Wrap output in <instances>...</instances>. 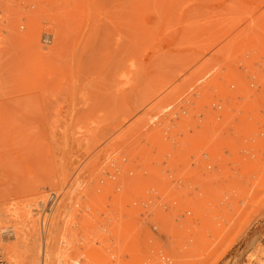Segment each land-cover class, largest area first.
<instances>
[{"label":"rangeland","instance_id":"obj_1","mask_svg":"<svg viewBox=\"0 0 264 264\" xmlns=\"http://www.w3.org/2000/svg\"><path fill=\"white\" fill-rule=\"evenodd\" d=\"M261 13L264 14V0H0V219H7L11 214L8 217L6 214L12 211L21 215L30 213L38 232L36 264H40L44 254L47 257L48 248L52 264L262 263L264 123L254 131L253 126L240 129L235 117L237 108L240 112L244 110L243 106L251 104L253 97L255 112L264 113ZM252 25L256 28L251 30ZM255 32L261 35L260 40ZM249 34L253 37H248ZM44 35L49 37L46 42ZM256 44L262 49L256 48ZM197 54V61L185 68ZM117 67L123 68L118 71ZM211 75H216V81L213 89L207 91L214 92H209L212 95L206 92L204 96L206 90L201 87H205ZM215 82L222 84H217V88ZM163 85L150 101H142L146 93ZM220 88L225 89L223 94L227 96L220 98L222 94L216 92ZM173 89L176 90L170 94ZM237 96L240 100H234ZM163 98L167 100L162 101ZM195 98L203 100L197 99V103ZM226 98L236 102L235 111V106L229 107L234 103L226 102ZM239 103L244 105L241 107ZM221 105H228L233 112L226 110V114H221ZM168 124L173 129L169 130ZM156 129L168 133L161 142L158 141L161 136L158 140L149 136ZM196 133L203 134L198 137ZM251 134L260 136L256 144L249 138ZM148 138L152 142L155 139L159 147L154 152L149 143L154 153L144 156L140 149L151 150L146 145ZM195 140L202 142L196 141L197 156L205 157L199 148L213 145L220 156L223 152L224 159L228 158L227 163L223 158L221 162L195 158L196 153L188 149L194 147ZM184 142L192 143L184 146L188 154L182 147ZM1 147L7 153H2ZM182 168L183 172H177ZM109 179H114L113 183ZM243 189L247 190L245 196ZM51 193L56 200L45 215L47 224L42 231L40 200L45 203ZM252 196L254 201L248 200ZM238 197L248 200L246 213L239 211L243 207L233 208ZM161 201H166L165 207ZM28 203L29 208L26 206L22 211V205ZM158 204L164 208V222L160 223V218L158 223L164 224L165 232L162 233L160 225L151 224L148 230L154 236L147 230L150 239L144 235L146 231L143 234L141 225L144 216L153 217L156 207L161 209ZM13 206L19 209H10ZM229 212L234 218L231 215L232 220L224 223ZM133 215L138 222L132 219ZM130 221L135 229L127 227L135 231L134 235L131 231L127 234L132 238L127 239L129 236L123 233L122 237L118 235L123 224ZM214 227L220 229L219 233L211 241H204L207 231ZM133 238L139 244L136 245L140 253L136 254L140 257L130 255L133 250L122 249L124 244L128 248L129 243L135 248ZM120 239L126 242L122 244ZM5 245L0 241L4 257L12 261L7 257Z\"/></svg>","mask_w":264,"mask_h":264},{"label":"bare ground","instance_id":"obj_2","mask_svg":"<svg viewBox=\"0 0 264 264\" xmlns=\"http://www.w3.org/2000/svg\"><path fill=\"white\" fill-rule=\"evenodd\" d=\"M250 12H252V11H250ZM246 13H247V12H245L244 14H245L246 16H248V14H246ZM249 14H250V13H249ZM261 15H262L261 18H260V16H259V19H260V20H261V19H264V14L261 13ZM257 19H258V18H257ZM257 19H255V20H257ZM242 20H243V19H242ZM260 20H259V21H260ZM253 22H255V21H253ZM256 22H258V20H257ZM260 22H261V21H260ZM258 23H259V22H258ZM251 24H253V23H251ZM251 24H250V26H251ZM259 24H260V27H261V26H262L261 23H259ZM253 25L255 26L256 23H254ZM253 25H252L253 28L251 27V30L254 29V28H256V27H254ZM257 26H258V28H259V25H258V24H257ZM232 27H233V26H232ZM248 27H249V26H248ZM229 29H230V28H229ZM262 29H264V27H262ZM262 29H261V30H262ZM231 30H232V29H231ZM258 30H259V29H258ZM227 31H228V30H227ZM229 32H230V31H228V33H229ZM252 32H254V31H252ZM258 32H259V31H258ZM221 33H222V31H221ZM256 34H257V33L255 32V35H256ZM252 35H254V34L252 33ZM252 35L249 34L248 37H250V36H252ZM258 35H259V34H258ZM258 35H256V36H258ZM240 36H242V35H240ZM260 36H261V35H260ZM260 36H258V37H259V40L261 39ZM43 37H44L43 40H44L45 42H46V41L48 40V38H49L48 35H46L47 38H45V35H44ZM252 37H253V36H252ZM261 37L264 38V35H262ZM237 39H238V38H237ZM242 39H244V37H243ZM246 39L249 40L250 38H247V37H246ZM246 39H245V40H246ZM215 40H216V38H215ZM238 40H239L240 42L243 41V40H242V41L240 40V37H239ZM239 41H238L237 44L235 43V46L239 44ZM250 41H251V40H250ZM260 41H264V39H262V40H260ZM231 42H233V41H231ZM236 42H237V41H236ZM247 42H249V41H246V44H247ZM251 42H253V41H251ZM251 42H250V43H251ZM258 42H259V41H258ZM229 43H230V42H229ZM244 43H245V41H244ZM244 43H243V44H244ZM250 43H248V46H250ZM261 43L264 44V42H261ZM210 44H212V43H210ZM210 44H209V46H210ZM227 44H228V43H227ZM227 44H226V45H227ZM230 44H231V43H230ZM230 44L228 45V46H230L229 48L233 49V48H232V45H230ZM232 44H233V43H232ZM240 44H242V43H240ZM246 44H245V46H247ZM252 44H254V43H252ZM257 44H258V43H257ZM257 44H256V48H260V50H261L262 48H261V47H257ZM226 45H225V47H226ZM254 45H255V44H254ZM254 45H253V46H254ZM259 45H261V44H259ZM242 46H243V45H242ZM248 46H247V47H248ZM253 46H252V47H253ZM233 47H234V46H233ZM237 47H238V46H237ZM254 47H255V46H254ZM206 48H207V47H206ZM223 48H224V47H223ZM223 48H222V49H223ZM227 48H228V47H227ZM242 48H243V47H241V45H240V49H241V50H242ZM250 48H251V46H250ZM243 49H244V48H243ZM251 49H254V48H251ZM250 51H252V50H250ZM249 53H250V52H249ZM257 53H258V52H257ZM257 53H256V54H257ZM200 54H202V53H200ZM200 54H199V55H200ZM259 54H260V53H259ZM259 54H258V55H259ZM258 55H257V57H258ZM260 55H261V54H260ZM253 56H254V55H253ZM198 57H199V56H198V54H197V55L195 56V58H193L192 60H190V61L188 62L189 64L186 65L187 67H186V66H184V67H185V68H188V65H192V64H190V63H191V62L193 63V62L197 61ZM261 57H264V54H262ZM261 59H262V58H261ZM184 65H185V64H184ZM120 68H123V67H117L116 70L118 69V71H119ZM185 68H183V69H185ZM181 69H182V68H181ZM220 70H221V69H220ZM225 70H226V69H225ZM213 71H214V70H213ZM182 72H183V70H182ZM212 73H213V72H212ZM212 73H211V74H212ZM215 73H216V72H215ZM218 73H220V72H218ZM216 74H217V73H216ZM221 74H222V73H221ZM208 76H209V75H208ZM211 76H212V75H211ZM214 76H216V75H214ZM214 76H212L211 78L209 77L210 80H207V82L204 84L205 87H201V86H200L201 88H205V90H206V91H204L205 93H203L204 96H205L206 92H208V93H209V92H210V93L214 92V91H207V89H211V88H212L214 80L216 81V79L214 78ZM218 76H220V75L218 74ZM172 78H173V77H172ZM172 78H171V79H172ZM206 78H207V77H206ZM206 78H205V79H206ZM222 78H223V77H222ZM224 78H225V77H224ZM168 79H169V77H168ZM168 79H167V83L170 84V81H168ZM218 79H219V78L217 77V80H218ZM203 80H204V79H203ZM228 80H229V79H228ZM219 81H220V80H219ZM223 81L225 82L226 80H223ZM163 82H164V81H163ZM217 82H218V81H217ZM225 83H227V82H225ZM160 84H161V83H160ZM165 84H166V83H164V85H165ZM210 84H211V85H210ZM215 84H216V82H215ZM215 84H214V85H215ZM217 84L219 85V84H222V83H217ZM217 84H216V85H217ZM228 84H229V83H228ZM161 85H162V84H161ZM164 85H163L162 87H160L159 89H157V90H151V91L148 92V94L146 93V96L144 97V100H142V101H145V100H147V99L149 100V98H153L152 96L155 95L156 92L160 91V89L162 90V88H164ZM197 85H198V84H195L194 87H197ZM206 85H208V88H207ZM209 85H210V86H209ZM216 85H215V87L218 86V85H217V86H216ZM226 85H227V84H226ZM232 85H233V83H232ZM232 85H231V86H232ZM200 87H199V88H200ZM210 87H211V88H210ZM215 87H214V88H215ZM220 87H221V86H220ZM223 87H224V86H223ZM199 88H198V89H199ZM217 88H219V86H218ZM217 88H215V89H217ZM224 88H225V87H224ZM224 88H222V90H221V88H220L219 90L216 91L217 94H220V93L222 94V95L220 96V98H221V97L223 98V96H227V95H224V94H223V93H224V90L226 89V88H225V89H224ZM155 89H156V88H155ZM176 89H177V87H176ZM176 89H173V90L170 92V94L173 93V91H175ZM193 89H194V88H193ZM212 89H213V88H212ZM212 89H211V90H212ZM229 89H231V88H229ZM199 90H201V89H199ZM202 90H203V89H202ZM195 91H196V90H194V92H195ZM220 91H221V92H220ZM218 92H219V93H218ZM158 93H159V92H158ZM180 93L182 94V92H180ZM198 93H199V92H197V94H198ZM210 93H209V94H210ZM227 93H228V92H227ZM261 93H262V92H261ZM200 94H201V96H202V93H201V92H200ZM217 94H216V95H217ZM238 94H239V93H238ZM258 94H259V93H258ZM262 94H264V93H262ZM156 95H157V93H156ZM156 95H155V96H156ZM178 95H179V93H178ZM178 95H177V96H178ZM192 95H193V94H192ZM192 95H191V96H192ZM210 95H212V94H210ZM213 95H214V93H213ZM236 95H237V92H236ZM239 95H240V94H239ZM172 96L174 97V96H176V95H172ZM185 96H186V95H185ZM191 96H190V97H191ZM199 96H200V95H199ZM218 96H219V95H218ZM233 96H234V95H233ZM240 96H241V95H240ZM165 97H166V96H165ZM167 97H168V96H167ZM167 97H166V98H167ZM180 97H181V96H180ZM183 97H184V96H182V98H183ZM190 97H189V98H190ZM202 97H203V96H202ZM212 97H213V96H212ZM214 97H216V96L214 95ZM237 97H239V96H237ZM241 97H243V96H241ZM257 97H259V96H257ZM166 98H165V99H166ZM170 98H171V97H170ZM182 98H181V99H182ZM231 98H232V97H231ZM231 98H230V99H231ZM234 98H236V97H234ZM243 98H245V97H243ZM253 98L255 99V97H253ZM165 99H164V98H163V100L160 99V101H161V100L164 101ZM171 99H172V98H171ZM171 99H169V101H170ZM183 99H184V98H183ZM190 99H191V98H190ZM190 99H189V100H190ZM197 99H201V98H197ZM197 99L195 98V101H196V102L198 101ZM203 99H204V97H203ZM203 99H201V100H203ZM210 99H211V98H210ZM216 99H217V97H216ZM226 99H227V98H226ZM230 99H229V100L227 99L226 102H233V103H234V101H233V100H230ZM237 99L240 100V97H239V98H236V99H234V100H237ZM251 99H252V98H251ZM254 99H253V100H254ZM166 100H167V99H166ZM204 100H205V99H204ZM212 100H213V99H212ZM218 100H219V98H218ZM224 100H225V99H224ZM242 100H244V99H242ZM246 100H247V99H246ZM248 100H249V99H248ZM248 100H247V102H249ZM253 100L251 101V104H250V102H249V104L246 105V106H248V109H247L246 106H243L245 109L242 110V111H244V112H242V111L240 112V110H239L240 108H237L238 110H236V111H238V112H237L238 114L235 112V117H236V119H237L236 122H237V125L240 127V129H246V128L249 127V126H253L252 129H251V131H254L258 126H260L262 123H264V113H261L262 111L259 112V113H261V114H259L258 112H255L256 107H255V104H254V101H253ZM149 101H150V100H149ZM149 101H148V102H149ZM160 101H159L158 103H160ZM162 101H161V103H162V105H164ZM180 101H181V100H180ZM184 101H185V100H184ZM199 101H200V100H199ZM205 101H206V100H205ZM208 101H210V100L208 99ZM216 101H217V100H216ZM221 101H222V99H221ZM257 101H258V100H257ZM257 101H256V102H257ZM178 102H179V100H178ZM178 102H177V103H178ZM182 102H183V101H182ZM185 102H186V101H185ZM185 102H184L183 104H185ZM193 102H194V101H193ZM200 102H202V101H200ZM200 102H199V103H200ZM206 102H207V101H206ZM210 102H211V101H210ZM259 102H260V105H261V104H262L261 101H259ZM259 102H257V104H258ZM140 103H141V102H140ZM180 103H181V102H180ZM187 103H188V102H187ZM189 103H190V102H189ZM197 103H198V102H197ZM207 103H208V102H207ZM207 103H206V104H207ZM235 103H236V102H235ZM235 103H234V104H230L229 107H231V105H232L231 108L233 109V106H235ZM181 104H182V103H181ZM203 104H204V102H203ZM217 104H218V103H217ZM219 104H220V103H219ZM221 104H222V103H221ZM226 104H228V103H226ZM237 104H238V101H237ZM239 104H240V106H241L242 103H239ZM245 104H246V103H245ZM155 105H157V103H156ZM155 105H154V106H155ZM193 105H194V104H193ZM201 105H202V104H201ZM242 105H244V104H242ZM135 106H137V105L135 104ZM157 106H158V105H157ZM188 106H190V105H188ZM216 106H218V105H216ZM240 106H239V107H240ZM256 106H257V105H256ZM151 107H153V106H151ZM151 107H150V108H151ZM161 107H162V106H160L159 109H160ZM182 107H183V106H182ZM209 107H210V106H209ZM223 107H224V109H223ZM229 107H228V105H227V107H225V105H224V106L221 105V107H220L221 110L219 109V110H220L219 112H222L221 114H223L224 112L227 113L226 110H228L229 113H230V112H231V108H229ZM241 107H242V106H241ZM260 107H261V106H260ZM157 108H158V107H157ZM157 108H156V110H157ZM186 108H187V107H186ZM235 108H236V106L234 107V111H235ZM254 108H255V109H254ZM257 108H259V105H258ZM262 108H264V106H262ZM125 109H127V108H124V111H127V110H128V109H127V110H125ZM148 109H149V108H148ZM152 109H153V108H152ZM154 109H155V108H154ZM159 109H158V110H159ZM165 109H166V108H165ZM167 109H168V107H167ZM216 109H218V107H217ZM260 109H261V108H260ZM260 109H259V110H260ZM161 110H163V109H161ZM119 111L122 112L121 109H120ZM119 111L116 112V113L119 114ZM168 111H169V110H168ZM204 111H205V110H204ZM154 112H155V111H154ZM158 112H159V111H158ZM232 112H233V110H232ZM232 112H231V113H232ZM123 113H124V112H123ZM226 113H224V114H226ZM231 113H230V114H231ZM239 113L241 114V116H240ZM257 113H258V114H257ZM149 114H150V113H149ZM149 114H148V115H149ZM151 114H152V113H151ZM166 114H168V112H167ZM113 115L116 116L115 113H114ZM120 115H121V114H120ZM122 115H123V114H122ZM125 115H127V113H126ZM145 115H146V114H145ZM160 115H161V114H160ZM143 116H144V115H143ZM155 116H156V115H155ZM226 116H227V115H226ZM232 116H233V115H232ZM238 116L241 117V118H239ZM110 117H111V116H110ZM118 117H119V116H117V118H118ZM149 117H150V115H149ZM152 117H153V115H152ZM160 117H161V116H160ZM106 118H108V117H106ZM153 118H155V117H153ZM233 118H234V117H233ZM238 118H239V119H238ZM150 119H151V118H150ZM144 120H146V119H144ZM144 120H143V121H144ZM148 120H149V119H148ZM159 120H160V118H159ZM171 120H172V119H171ZM138 121H139V120H138ZM154 121H156V120H154ZM163 121H166L165 118H164ZM163 121H161V122H163ZM149 122H150V120H149ZM151 122H152V121H151ZM45 123H46V122H45ZM118 123L120 124V121H119ZM134 123H135V122H134ZM163 123H164V122H163ZM165 123H166V122H165ZM146 124H147V123H146ZM174 124H175V123H174ZM174 124H173V125H174ZM150 125H151V123H150ZM153 125H154V124H153ZM161 125H162V124H161ZM168 125H169V124H168ZM131 126H132V125H131ZM146 126H147V125H146ZM158 126H159V125H158ZM262 126H264V125H262ZM50 127H51V126H50ZM52 127H54V126H52ZM143 127H144V126H143ZM152 127H153V126H152ZM155 127H157V126H155ZM155 127H154V129H155ZM159 127H160V126H159ZM162 127H163V126H162ZM164 127H165V126H164ZM171 127H172V125H171ZM147 128H148V127H147ZM157 128H158V127H157ZM168 128H170V125H169ZM176 128H177V127H176ZM176 128H175V129H176ZM258 128H259V127H258ZM54 129H55V128H54ZM132 129H134V128H132ZM158 129H159V128H158ZM158 129L155 130V133H157L156 135L160 134V132H161L162 134L156 136L155 133L152 131L153 134H152V132H151L150 135H149V134H148V135H149V136H152V139H153V137H154V138H155V137H156V138L159 137V139H160V136H161L162 139L158 140V138H157V140L161 142L162 140H164V137H166L165 135H168V133L166 134L167 131H166V132H165V131L157 132V131L160 130V129H159V130H158ZM161 129H162V128H161ZM171 129H173V128H170L169 130H171ZM177 129H179V128H177ZM183 129H184V126H183ZM141 130H142V128H141ZM143 130H144V129H143ZM143 130H142V131H143ZM145 130H146V129H145ZM149 130H150V129H149ZM163 130H166V129L163 128ZM169 130H168V132H169ZM136 131H137V130H136ZM150 131H151V130H150ZM179 131H180V130H179ZM54 132H55V131H54ZM56 132H59V131H56ZM91 132H92V131H91ZM113 132H114V131H113ZM126 132H127V130H126ZM137 132H138V131H137ZM164 132H165V133H164ZM173 132H174V130H173ZM50 133H51V132H50ZM139 133H140V132H139ZM189 133H190V132H189ZM51 134H52V133H51ZM57 134H58V133H57ZM74 134H75V133H74ZM74 134L72 133L73 136H75ZM77 134H78V133H77ZM79 134H80V133H79ZM82 134H83V133H82ZM140 134H141V133H140ZM164 134H165V135H164ZM169 134H170V133H169ZM176 134H177V133H176ZM196 134H197V133H196ZM201 134H203V133H199V134H197V136L200 137ZM248 134H249V133H248ZM248 134H247V135H248ZM261 134L264 135V133H261ZM69 135H70V134H69ZM85 135H86V134H85ZM85 135H84V136H85ZM102 135H103V134H102ZM124 135H125V134H124ZM128 135H129V134H128ZM130 135H132V132H131ZM137 135H138V133H137ZM145 135H146V134H145ZM145 135H143V136H145ZM173 135H174V133H173ZM55 136H56V135H55ZM59 136H60V134H59ZM59 136H58V137H59ZM140 136H141V135H140ZM171 136H172V135H171ZM176 136H177V135H176ZM253 136H256V137H253ZM253 136H252V134H251L249 138H250V139L252 138V139L254 140L255 144H256V142H257L256 140H258L260 136L257 135V134H256V135H253ZM86 137H87V136H86ZM93 137H94V136H93ZM93 137H92V139H93ZM96 137H97V136H96ZM134 137H135V136H134ZM137 137H138V136H137ZM137 137H136V139H137ZM174 137H175V136H174ZM222 137H223V136H222ZM47 138H48V137H47ZM51 138H52V137H51ZM73 138H74V137H73ZM124 138H125V137H124ZM126 138H127V137H126ZM126 138H125V139H126ZM150 138H151V137H150ZM150 138L147 139L149 142H148V143L146 142V145H147V147H148L149 149L151 148V146H152V147L154 146V147H153V148H154V152H156L155 147H159V146H158V145H155V139H154V142H152V141L149 140ZM76 139H77V138H76ZM81 139H82V138H81ZM83 139H84V138H83ZM128 139H129V138H128ZM138 139H140V138H138ZM138 139H137V140H138ZM143 139H144V138H143ZM143 139H142V140H143ZM166 139H168V138H165V140H166ZM199 139H201V138H199ZM55 140H56V139L54 138V141H55ZM57 140H58V139H57ZM77 140H78V139H77ZM90 140H91V139H90ZM117 140H118V139H117ZM120 140H121V139H120ZM120 140H119V141H120ZM132 140H133V139H132ZM168 140H169V139H168ZM173 140H175V139H173ZM36 141H37V140H36ZM78 141H79V140H78ZM93 141H94V140H93ZM93 141H91V142H93ZM104 141H105V140H104ZM114 141H116V140H114ZM127 141H128V140H127ZM129 141H130V140H129ZM134 141H135V140H134ZM144 141H145V139H144ZM144 141H143V142H144ZM171 141H172V140H171ZM181 141H182V140H181ZM181 141H180V142H181ZM183 141H184V140H183ZM196 141H197V140H195V142H192V143H195V144H194V147H195V148L192 147L193 145H192V143H190V142H188L189 145H186L185 142H184L185 145L182 143V147H183V149H184V146L187 147V146H191V145H192L191 147H188V149L191 148L192 151H191V149H189L190 151H189V150H188V151H189L190 153L192 152L193 154L196 153V154H195L196 156L194 155L195 158L197 157V159H203V160L208 161V162H211V160H212V162H213V159H214V161H215V160H216V161H220V160H222V158H223V159L225 158V157H224L225 155H223V152H222V156H220L221 154H220V152H219V149L216 148V146H215V148H216L217 150H216V149L214 150L213 145L208 146V144H206V145L208 146V148H207V147L204 148L203 146H201V147H203V148H199V149H201L202 152L205 154V157H204V156H203V157L201 156V155H203V154H201V155L199 154L200 156H197V151H195V150H198V146L196 145ZM200 141H201V140H199V142H200ZM202 141H203V140H202ZM205 141H208V140H205ZM224 141H225V140H224ZM260 141H261V140H260ZM38 142H39V141H38ZM52 142H53V140H52ZM55 142H56V141H55ZM74 142H75V141H74ZM82 142H83V141H82ZM135 142H136V141H135ZM156 142H157V141H156ZM160 142L158 143L159 145H160ZM197 142H198V141H197ZM199 142H198V143H199ZM225 142H226V144H227L228 141H225ZM225 142H224V143H225ZM79 143H80V142H79ZM111 143H112V142H111ZM114 143H115V142H114ZM121 143H122V142H121ZM136 143H137V142H136ZM140 143H141V142H140ZM149 143H151V146H150V147L148 146ZM172 143H173V142H172ZM186 143H187V142H186ZM200 143H202V142H200ZM91 144H94V143H91ZM105 144H106V143H105ZM123 144H124V143H123ZM210 144H211V143H210ZM226 144H225V145H226ZM257 144H258V143H257ZM77 145H78V144H77ZM79 145H80V144H79ZM114 145H116V144H114ZM125 145H126V144H125ZM131 145H132V144H131ZM146 145H145V146H146ZM38 146H39V145H38ZM53 146H54V145H53ZM98 146H99V145H98ZM109 146H110V145H109ZM142 146H144V144H143ZM219 146H220V145H219ZM226 146H227V145H226ZM35 147H36V146H35ZM35 147H34V148H35ZM57 147H58V146H57ZM100 147H101V146H100ZM106 147H107V146H106ZM112 147H113V146H112ZM116 147H117V146H116ZM137 147H138V146H137ZM186 147H185L184 151L186 150L185 152H187L186 154H188V151H187ZM209 147H210V148H209ZM217 147H218V146H217ZM220 147H221V146H220ZM1 148H2V147H1ZM40 148H41V147H40ZM90 148H91V147H90ZM107 148H108V147H107ZM109 148H111V147H109ZM118 148H119V147H118ZM122 148H123V147H122ZM132 148H133V147H132ZM140 148H141V146H140ZM224 148L226 149L227 147L224 146ZM2 149L4 150V151L1 150L2 153H7V150L5 151L4 147H3ZM100 149H101V148H100ZM102 149H103V148H102ZM113 149H114V148H113ZM130 149H131V148H130ZM138 149H139V148H137V150H138ZM156 149H157V148H156ZM227 149H228V148H227ZM34 150H35V149H34ZM109 150H110V149H109ZM115 150H116V149H115ZM133 150H134V149H133ZM137 150L135 149V150H134V153L137 152V153L140 154V151L138 152ZM140 150H142V151H141V152L143 153L142 155L147 154V153L150 155V154L153 152V149H152V148H151V150H149V151H148V149H147V151H146V149H145L146 152L143 151L144 149H140ZM220 150H221V149H220ZM57 151H58V150H57ZM95 151H96V149H95ZM98 151H99V150H98ZM112 151H114V150H112ZM221 151H222V150H221ZM223 151H224V150H223ZM22 152H23V151H22ZM25 152H27V150H26ZM62 152H63V151H62ZM87 152H88V151H87ZM91 152H92V151H91ZM110 152H111V151H110ZM129 152H130V151L128 150V153H129ZM131 152H132V151H131ZM150 152H151V153H150ZM154 152H153V153H154ZM200 152H201V151H200ZM85 153H86V152H85ZM98 153H99V152H98ZM120 153H122V152L120 151ZM190 153H189V155H191ZM231 153H232V152H231ZM38 154H39V153H38ZM44 154H46V153H44ZM82 154H83V153H82ZM82 154H81V155H82ZM89 154H90V153H89ZM94 154H95V152H94ZM99 154H101V153H99ZM129 154H131V153H129ZM139 154H137V155H139ZM148 154H147V155H148ZM193 154H192V155H193ZM5 155H6V154H5ZM23 155H24V154H23ZM52 155H53V154H52ZM52 155H51V156H52ZM78 155H79V154H78ZM85 155H86V154H85ZM117 155H118V154H117ZM228 155H229V154H228ZM3 156H4V155H3ZM6 156H7V155H6ZM27 156H28V155H27ZM46 156H47V155H46ZM79 156H80V155H79ZM88 156H89V155H88ZM108 156H109V155H108ZM128 156H129V155H128ZM132 156H133V155H132ZM144 156H145V155H144ZM62 157H63V156H62ZM77 157H78V156H77ZM89 157H90V156H89ZM118 157H119V156H118ZM129 157H130V156H129ZM192 157H193V156H192ZM216 157L218 158V160H217ZM230 157H231V155H230ZM26 158H27V157H26ZM79 158H80V157H79ZM95 158H97V157H95ZM95 158H94V159H95ZM106 158H107V157H106ZM138 158H140V156H139ZM215 158H216V159H215ZM231 158H232V157H231ZM50 159H51V158H50ZM50 159H49V160H50ZM67 159H68V158H67ZM100 159H101V158H100ZM107 159H108V158H107ZM109 159H110V158H109ZM125 159H126V158H125ZM132 159H134V158H132ZM136 159H137V158H136ZM229 159H230V158H229ZM62 160H63V159H62ZM112 160H113V158H112ZM112 160H111V161H112ZM227 160H228V158H227V159H224V161H226V163H227ZM70 161H71V159H70ZM72 161H73V160H72ZM75 161H77V160H75ZM78 161H79V160H78ZM94 161H95V160H94ZM119 161H120V160H119ZM143 161H144V160H143ZM143 161H142V162H143ZM224 161H222V163H223ZM90 162H91V161H90ZM92 162H93V161H92ZM107 162H108V161H107ZM132 162L134 163V161H132ZM136 162H137V161H136ZM220 162H221V161H220ZM69 163H70V162H69ZM73 163L75 164L74 161H73ZM118 163H120V162H118ZM121 163H122V162H121ZM71 164H72V163H71ZM84 164H85L86 166L88 165V163H87V164L84 163ZM102 164H103V163H102ZM130 164H131V166L133 165L132 163H130ZM65 165H67V164H65ZM98 165H99V164H98ZM67 166H68V165H67ZM100 166H101V165H100ZM100 166H99V167H100ZM119 166H120V165H119ZM127 166H128V165H127ZM65 167H66V166H65ZM73 167H74V166H73ZM76 167H77V166H76ZM92 167H93V166H92ZM122 167H123V164H122ZM184 167H185V166H184ZM62 168H63V167H62ZM120 168H121V167H120ZM132 168L135 169V167H133V166H132ZM132 168H131V169H132ZM185 168H186V167H185ZM185 168H184V169H185ZM189 168H190V167H189ZM189 168H187L186 170H188ZM108 169H109V168H108ZM128 169H129V167H128ZM134 169H133V170H134ZM113 170H114V169H113ZM125 170L128 171L127 169H125ZM133 170H132V171H133ZM175 170H176V169H175ZM95 171H96V170H95ZM107 171H108V170H107ZM121 171H123V170H121ZM179 171H180V172H179ZM79 172H80V171H79ZM85 172H86V171H85ZM128 172H129V171H128ZM177 172H179V173L183 172V168H182V171H181L180 169H177ZM107 173H108V172H107ZM113 173H114V172H113ZM121 174H122V173H121ZM177 174H178V173H177ZM93 175H94V174H93ZM123 175H124V174H123ZM85 176H86V175H85ZM87 176H88V175H87ZM91 176H92V175H91ZM106 176H107V175H106ZM111 176H112V174H111ZM113 176H114V175H113ZM109 177H110V176H107V178H109ZM76 178H77V177H75V179H76ZM107 178H106V179H107ZM117 178H118V177H117ZM81 179H82V178H81ZM109 180H110V179H109ZM113 180H114V179H113ZM113 180H112V181L110 180V182L113 183ZM118 180H119V179H118ZM74 181H75V180H74ZM107 181H108V180H107ZM250 181H252V180H250ZM253 181H254V180H253ZM104 182H105V178H104ZM76 183H77V182H76ZM108 183H109V182H106L107 185H110V183H109V184H108ZM251 183L254 184V182H251ZM101 184H102V183H101ZM114 184H115V183H114ZM135 184H136V183H135ZM112 185H113V184H112ZM118 186H119V185H118ZM137 186H138V185H137ZM251 186H252V185H251ZM251 186H250V187H251ZM99 187H100V186H99ZM114 187H116V186H114ZM127 187H128V185H127ZM96 188H97V187H95V189H96ZM118 188H119V187H118ZM98 189H99V188H98ZM100 189H101V188H100ZM110 189H111V188H110ZM42 190H43V189H42ZM103 190H104V189H103ZM111 190H112V189H111ZM98 191H99V190H98ZM116 191H117V190H116ZM133 191H134V190H133ZM133 191H132V192H133ZM135 191H136V190H135ZM246 191H247L246 189H243V196H245L244 194H246V193H245ZM249 191H250V189H249ZM109 192H110V191H109ZM111 192H112V191H111ZM123 192H124V191H123ZM150 192H151V191H150ZM155 192H156V190H155ZM162 192H163V191H161L160 194H161ZM102 193L107 194L106 192H103V191H102ZM114 193H115V192H114ZM129 193H130V192H129ZM136 193H137V191H136ZM152 193H153V192H152ZM157 193H158V192H157ZM157 193H155V194H157ZM252 193H253V192H252ZM123 194H124V193H123ZM123 194H122V195H123ZM125 194H126V196H128L126 191H125ZM125 194H124V195H125ZM141 194L143 195L142 192H141ZM250 194H251V193H250ZM51 195H52V194H50L49 198L45 201V203H44V201L40 200V204L42 205V209H41V213H42V217H41V228H42V231L45 229V226H46V224H47V222H46L47 220L45 221V215L48 214V213L50 212L51 207H52V205H53V204L51 205L50 202H49V199H51ZM53 195H55V194L53 193ZM90 195H91V194H90ZM135 195H136V194H135ZM92 196H94V195H92ZM92 196H91V197H92ZM105 196H106V195H104V197H105ZM130 196H131V195H130ZM150 196H151V195H150ZM152 196H154V194H153ZM157 196H158V195H157ZM164 196H166V195L163 193V197H164ZM98 197H99V196H98ZM106 197H107V196H106ZM120 197H121V196H120ZM158 197H159V196H158ZM161 197H162V196H161ZM53 198H54V197H53ZM150 198H151V197H150ZM155 198H156V197H155ZM155 198H154V199H155ZM159 198H160V197H159ZM159 198H158V199H159ZM165 198H166V197H165ZM240 198H241V197H238V198H236V199L234 200L233 208H242V207H243V208L240 209L239 211H241L242 213H244V212L246 213V211H247L246 208H248V205H250V204H248V200H253V196L250 197L248 200H245V199H244L245 197L242 198V199H244V200H240ZM251 198H252V199H251ZM98 199H99V198H98ZM124 199H125V198H124ZM246 199H247V198H246ZM55 200H56V199H55ZM90 200H91V199H90ZM101 200H102V199H101ZM115 200H116V199H115ZM126 200H127V199H126ZM129 200L131 201V199H128V201H129ZM151 200H153V198H152ZM239 200H240V202H239ZM92 201H94V200L92 199ZM98 201H99V200H98ZM109 201H110V200H109ZM132 201H134V199H132ZM156 201H157V200H156ZM253 201H254V200H253ZM253 201H249V203H250V202H253ZM87 202H88V201H87ZM101 202H102V201H101ZM103 202H105V200H104ZM112 202H113V200H112ZM117 202H119V201H117ZM165 202H166V201H164V202L161 201V205H163V203H164V206H163V207H165ZM20 203H24V202H21V201H20ZM30 203H31V202H30ZM92 203H93V202H92ZM99 203H100V202H99ZM106 203H107V202H106ZM134 203H135V202H134ZM176 203L178 204V202H176ZM28 204H29V203H28ZM28 204H24V205L19 204V205H22V207H21V208H22V211H23V208H25L26 206H27V207L30 206V204H29V205H28ZM88 204H89V203H88ZM104 204H105V203H104ZM114 204H115V203H114ZM114 204H111V205L115 206ZM130 204H132V203L130 202ZM152 204L154 205V203H152ZM177 204H175V205H177ZM247 204H248V205H247ZM19 205H18V206H19ZM37 205L39 206V204H37ZM86 205H87V204H86ZM89 205H90V204H89ZM94 205H97V204H94ZM98 205H99V204H98ZM120 205H121V204H120ZM122 205H123V204H122ZM137 205H138V204H137ZM158 205H160V204H158ZM161 205H160V208L163 210V212H162L161 209H160V210L158 209V208H159V206H158V207H156V208H157L159 211L155 208V209H156V210H155L156 213H154L155 211L153 212V213H154V214H153L154 216L152 215L153 217L150 216V218H148V217L144 216V218H143V219H144V223H142V225H141V228L144 227V230H143V228H142V230H143V234H144V231H146L144 235H147V234L150 233V230H148V227L151 226V224H152V225L155 224L154 226H156V224H157L158 226L160 225V226H161V229H162V230H161L162 233L165 232L164 224L161 225V224L158 223V219H159V222H160V220L162 219L160 223H163V222H164V221H163V219H164V217H163V216H164V215H163V214H164V208L161 207ZM38 206H37V207H38ZM91 206H92V205H91ZM130 206H131V205H130ZM27 207H26V208H27ZM95 207H96V206H95ZM97 207H98V206H97ZM97 207H96V208H97ZM123 207H124V206H123ZM11 208H13V209L15 210V209H17L18 207L16 208V206H13V207H10V209H11ZM19 208H20V206H19ZM19 208H18V209H19ZM28 208H29V207H28ZM30 208H31V207H30ZM113 208H114V207H113ZM136 208H137V206H136ZM103 209H104V208H103ZM114 209H115V208H114ZM142 209H143V207H142ZM26 210L28 211V209H26ZM26 210H25V211H26ZM32 210H34V209H32ZM32 210H30V211H32ZM87 210H88V209H86V212L89 211V210H88V211H87ZM104 210H105V209H104ZM104 210H103V211H104ZM125 210H126V208H125ZM129 210H130V209H129ZM140 210H141V209H140ZM140 210H139V211H140ZM153 210H154V209H153ZM153 210H151V212H152ZM111 211H113V210H111ZM122 211H123V210H122ZM137 211H138V210H137ZM142 211H143V210H142ZM157 211H158V213L161 211V213L158 214ZM239 211H237L238 214H240ZM32 212H33V211H32ZM126 212H127V210H126ZM130 212H131V214L133 213L131 210H130ZM134 212L136 213L135 210H134ZM230 212H231V211H230ZM230 212L227 214L226 218L224 219V221H223L224 223L227 222L228 220H232L231 215H232L233 213H230ZM19 213H20V212H19ZM19 213H18V212H13V211H12L11 213H7V214H6V217H8V215L10 216V214H11L10 217H8L7 219H4V218H3V219H0V236H1L0 241H1L3 244H4V243L6 244V245H5V249H6V254L8 255L7 257H9V259L11 258V260H12L11 262H13L14 264H16V263H17V264H36L37 261H35V260H36L35 242H36L37 239H38V232H37V229L35 228L36 226H35V223H34V219L31 218V215H30L29 212H24L22 215L19 214ZM33 213H34V212H33ZM89 213H91V210H90ZM89 213H88L87 216H90ZM135 213H134V214H135ZM235 213H236V212H235ZM39 214H40V213H39ZM86 214H87V213H86ZM139 214H140V213H139ZM139 214H138L137 216H139ZM155 214H156V215H155ZM157 214L159 215L158 218H157V216H158ZM238 214H237V216H238ZM117 215H119V214H117ZM122 215H124V214H122ZM128 215H129V213H128ZM135 215H136V214H135ZM135 215H133L132 219L135 218ZM140 215H141V214H140ZM160 215H162V216H160ZM84 216H85V215H84ZM110 216H111V215H110ZM110 216H109V217H110ZM125 216H126V215H125ZM137 216H136V217H137ZM237 216H236V214H235V217H237ZM242 216H243V215H242ZM128 217H129V216H128ZM130 217H131V216H130ZM232 217H233V215H232ZM88 218H90V217H88ZM111 218L113 219L112 216H111ZM151 218H153V219H151ZM160 218H161V219H160ZM233 218H234V217H233ZM239 218H240V217H239ZM85 219H86V218H85ZM132 219H131V220H132ZM135 219H136L137 222H138V218H135ZM135 219H133V220H135ZM140 219H142V218L140 217ZM154 219H155V221H157L156 223H153V222H154V221H153ZM110 220H111V219H110ZM117 220H118V219H117ZM113 221H114V220H113ZM150 221H151V222H150ZM134 222H135V221H134ZM137 222H136V223H137ZM141 222H142V221H141ZM149 222H150V225H149ZM223 222H222V225H223ZM115 223H116V222H115ZM111 224H112V223H111ZM111 224H110V225H111ZM122 224H123V223H122ZM137 224H138V223H137ZM123 225H124V227H127V225H128L129 228H130V226H132V227L134 226V225L131 223V221H130V223H126V222H125V224H123ZM125 225H126V226H125ZM139 225H140V223H139ZM121 226H122V225H121ZM124 227H121L122 229L120 228V231H122V232L118 231V232L120 233V234L118 233V235L121 236V234L123 233L124 236H125V234H126V236H127V235H128V234H127V233H128L127 231H131V230H132V227H131V230H130L128 227H127V228H124ZM123 228H124V229H123ZM157 228H159V227H157ZM79 229H80V228H79ZM114 229H115V228H114ZM114 229H113V231H114ZM125 229H127V230H125ZM133 229H135V228L133 227ZM142 230H140V231H142ZM147 230L149 231V233H148ZM158 230H159V229H158ZM77 231H78V229H77ZM109 231H110V230H109ZM134 231H135V230L131 231V235H134ZM219 231H220L219 228H216V227H214V228H210L209 231H207V233H206L207 235H205V238H204L205 240H204V241H207V242L211 241V238H212V237H215V236L219 233ZM124 232H125V233H124ZM132 232H133V234H132ZM156 232H157V231H156ZM4 233H7V234H6V236L8 237L7 242H5V240L2 239V235H3ZM110 233H111V232H110ZM112 233H113V232H112ZM116 233H117V230H116ZM116 233H115V234H116ZM123 234H122V235H123ZM155 234H156V233H155ZM116 235H117V234H116ZM116 235H115V236H116ZM131 235H130V236L128 235L129 238L127 237V239H131V238H132ZM144 235H142V236H144ZM149 235L152 236L153 233H150ZM149 235H147V236L149 237ZM126 236H125V237H126ZM153 236H154V235H153ZM153 236H152V237H153ZM155 236H156L157 238H159L158 235H155ZM159 236H160V235H159ZM116 237H117V236H116ZM121 237H122V236H121ZM123 238H124V237H123ZM149 238H150V237H149ZM157 238H156V239H157ZM224 238H225V237H224ZM150 239H152V238H150ZM207 239H208V240H207ZM109 240H110V239H109ZM3 241H4V242H3ZM121 241H123V239H120V242H121ZM132 241L135 242V241H136L135 238H133ZM138 241H139V240H138ZM158 241H159V240H158ZM124 242H126V241H123L122 244H124ZM128 242H131V241L128 240ZM140 242H141V241H140ZM143 242L145 243V241H143ZM143 242H142V245L144 244ZM152 242H153V241H152ZM112 243H113V242H112ZM131 243H132V242H131ZM203 243H204V242H203ZM205 243H206V242H205ZM115 244H116V243H115ZM129 244H130V243H129ZM129 244H128V248L126 247L127 244L122 245V246H123L122 249H123L124 251H125V250L127 251L128 249L131 250V251L133 250L134 253H133V254L130 253V255H133V257H135V254H136L137 252H139V250H140V249L138 250V248H139V247H138L139 244L137 243V241H136L135 244L133 243V245L135 246V248L137 247L136 251H134L135 248L131 247V245H129ZM136 244H137L138 246H137ZM107 245H109V244H107ZM119 245H120V244H119ZM144 245H145V244H144ZM146 245H147V242H146ZM110 246H111V243H110ZM115 247H116V245H115ZM115 247H114V248H115ZM120 247H121V246H120ZM142 247H143V246H142ZM0 248H1V247H0ZM132 248H133V249H132ZM145 248H146V247H145ZM115 249H116V248H115ZM141 249H142V248H141ZM1 250H2V249H1ZM137 250H138V251H137ZM143 250H144V249H143ZM115 251H116V250H115ZM131 251H130V252H131ZM1 252H2V254H3V251H1ZM116 252H118V251H116ZM116 252H115V253H116ZM113 253H114V251H113ZM119 253H120V252H119ZM139 253H140V252H139ZM141 253H144V252H141ZM108 254H109V253H108ZM120 254H121V253H120ZM127 254H128V253H126V255H127ZM126 255H125V256H126ZM136 255H137V257L139 256L138 254H136ZM3 256H4V254H3ZM42 256H43V254H42ZM115 256H116V255H115ZM115 256H114V257H115ZM118 256H119V254H118ZM140 256H141V255H140ZM140 256H139V257H140ZM127 257H128V255H127ZM127 257H126V258H127ZM129 257H130V256H129ZM4 258H5V257H4ZM41 258H42V259L40 260V264H52V263L50 262L51 257H50V250H49V248H48V250H47V257H46L45 254H44V256L41 257ZM46 258H47V259H46ZM116 258H117V257H116ZM135 258H136V257H135ZM5 259H6V258H5ZM120 259H121V258H120ZM6 260H7V259H6ZM130 260H131V259H130ZM134 260H135V259H134ZM8 261H10V260H8ZM122 262H123V261H122ZM128 262H129V261H128ZM37 263H38V262H37ZM187 264H188V263H187ZM190 264H193V263H190Z\"/></svg>","mask_w":264,"mask_h":264},{"label":"built area","instance_id":"obj_3","mask_svg":"<svg viewBox=\"0 0 264 264\" xmlns=\"http://www.w3.org/2000/svg\"><path fill=\"white\" fill-rule=\"evenodd\" d=\"M51 194H52V195H51V199H49V202H50V204L52 205V204L55 203V197H54L53 193H51ZM53 197H54V198H53ZM6 234H7V233H4V234L2 235V239H3V240H7V239H8V237L6 236ZM1 251H2V250H1V248H0V264H14L13 262L6 260V259L4 258V256H3V254H2ZM261 264H264V260H262V263H261Z\"/></svg>","mask_w":264,"mask_h":264}]
</instances>
